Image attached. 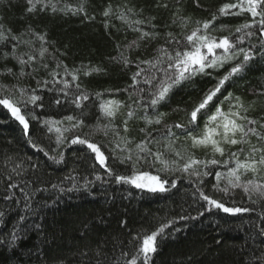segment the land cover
Here are the masks:
<instances>
[{
    "label": "trees",
    "instance_id": "16d2710c",
    "mask_svg": "<svg viewBox=\"0 0 264 264\" xmlns=\"http://www.w3.org/2000/svg\"><path fill=\"white\" fill-rule=\"evenodd\" d=\"M166 2L169 4L168 9L157 8L156 0H84L87 16L95 17L88 19L84 14L40 11L39 6L37 11L29 13L26 10L29 7L27 0H0V24L4 25L5 32L11 29L12 34L30 42L21 43L17 47L18 54L30 52L38 55L41 41L35 34H41L45 35L48 42L45 46L49 49V53H46L49 70L54 69L58 63L67 64L70 69H79L83 66H102L106 69V73L101 75H80L81 88L90 97L82 102L83 109L71 102L72 94L76 91L74 85L68 90V96H64L57 91L63 87L62 84L50 83L47 89L37 93L43 97L38 103L44 105L42 110L36 109L37 115L41 118L63 120L67 115L81 116L83 113L82 118L87 126L66 135L69 139L73 135H87L102 146V151L110 157L109 163H111L109 141L112 140V134L109 132V135L105 136L102 131H97L94 127L97 122L101 125L108 123L102 116L99 108L100 100L95 94L104 92L105 95L101 100L128 101L126 92L108 94L106 90L127 88L132 83L131 73L136 71V68L132 66L122 70L120 65L110 62L109 58L117 55V43L123 47L139 34L129 30L114 17L105 18L102 15L103 10L109 4L113 8L123 10L121 6L127 4L145 17L155 16L156 20L153 22L159 26L157 31L161 34L171 31L183 41V37L197 27L196 21L211 19L212 14L216 13L219 7L234 0H199L201 7H197L193 0H180L181 14L190 18L183 29L178 24H171L172 8L176 5V0H166ZM79 3L81 0H59L57 7H63L65 4L76 7ZM250 19L247 13L220 17L212 25V29L215 30L210 29L211 34L218 38L231 34L235 39L238 35L235 33V28ZM106 21L109 23L107 29ZM167 25L171 26L166 27ZM221 25L223 28L219 27ZM14 43L11 39L0 43V84L11 86L19 83L25 87L36 88L38 80H51L46 70H41L35 79L22 77L17 81L9 75L8 69H12L13 73H18L20 70L15 59L11 56L7 58L3 56L4 52L11 50ZM250 43L256 44L257 41L245 37L242 46H248ZM164 44L163 35L147 43L141 42L140 48L131 52V57L133 60L137 57L151 59L158 47ZM231 66L232 64H225L223 68L213 72L212 76H197L192 81L176 87L156 109L147 108L144 112L138 111L137 117L147 116L154 119L157 112L166 113L161 125H152L148 128L153 136L163 137L165 124L187 123L190 111ZM144 67L147 70L148 66L144 65ZM62 78L61 70V76L57 79ZM138 87L148 89L149 85L141 83ZM261 88H264V59L257 58L249 63L242 75L233 77L225 84L221 93L209 105V110H214L213 105L231 92L234 97H240L246 106L254 101L248 115L259 118L264 115V96L254 95L253 90L259 92ZM8 94L3 93V95ZM14 98H19L18 92L15 93ZM55 98L61 100L60 105L55 103ZM228 107L229 102L224 101L225 111ZM125 111L126 109H121V114L117 115L114 121V124L120 128ZM205 119L206 113L198 115L195 125L198 130L203 129ZM0 121H3L0 123V211L5 212L2 219L6 222L0 224V240L9 239V234L14 230L27 228L26 234L16 244H10L8 247L0 245V264H74L83 244L94 245L99 239L105 240L109 248H112L117 240L123 241L124 246L131 252L134 245L128 243L129 233L135 235L138 232H151L161 223L174 218L176 222L171 228L166 229V233L170 235L159 241V250L150 264H247L251 254L259 246L264 245V238L256 236L251 228L252 224L260 223L258 218L264 213V199L259 198L258 194L252 195V200L257 201L253 203L248 200L242 189L235 190V203L237 206L254 209L251 215L229 216L221 212H213L206 213L195 221H181L178 214L183 215L188 212L195 216L203 203H195V187L189 184L186 175L181 177L179 173L175 175L161 173L162 177L167 175L169 179H178V189L170 190L167 194H151L128 185L108 183L110 178L96 164L93 154L86 146L69 143L59 145L55 142L54 132L46 133L36 121L30 120L31 130L36 133L45 150L51 155L58 156L63 153V163L55 164L30 147L21 126L2 106H0ZM67 126L66 121L61 125V127ZM145 127L143 118L130 120V130L127 135L138 142L144 136L139 130ZM187 127L191 130L194 126L187 124ZM173 131L178 135L181 132L180 129L175 128ZM193 134L198 135V131ZM190 145L191 141L183 138L176 142V146L185 157L191 154L199 159L210 158L211 149L191 148ZM151 147L153 150L156 148L164 150L162 145L153 144ZM216 158L226 159L227 152L225 157L217 155ZM16 165L21 166L23 175L16 176L13 173L14 182L27 181L29 188H32L36 186L32 181H35L38 175L42 181H37L38 186L45 189L42 192L37 191L33 197L31 202L32 208L35 209L33 214L25 213L23 203L14 204L13 201L4 198V181ZM231 166L230 164L229 167ZM118 170L130 174L128 166H119ZM150 170L155 174V169ZM226 170L224 167L212 168L213 172ZM96 174L104 175L105 182L95 181ZM70 175L75 177V180H68L67 177ZM260 176L264 177V171ZM250 177L251 174H248L242 177V180ZM88 181H92V184L87 190L80 187ZM214 182L213 177L205 178V185L208 188ZM53 184L61 185L65 189L76 184L77 190L60 192L52 187ZM208 188L205 189L207 194L220 195L208 191ZM177 192L179 194H176ZM13 194L15 199L22 200V193L13 190ZM122 219L127 220V226L124 228L120 225ZM33 224L41 225L43 231L38 232L32 227ZM86 231L89 232V240L83 241L82 234ZM256 254L259 255V252L256 251Z\"/></svg>",
    "mask_w": 264,
    "mask_h": 264
},
{
    "label": "snow or ice",
    "instance_id": "6c2138e0",
    "mask_svg": "<svg viewBox=\"0 0 264 264\" xmlns=\"http://www.w3.org/2000/svg\"><path fill=\"white\" fill-rule=\"evenodd\" d=\"M58 2L59 0H27L29 7L26 10L33 13L37 11V6H39L40 11L50 10L53 13L63 12L72 15L84 14L88 19L95 18L87 16L84 0H81V3L76 7L68 4L57 7ZM193 2L197 7H201L199 0H193ZM179 5L180 0H176V5L172 8L171 24H178L183 29L187 26L190 18L181 14ZM155 6L157 8H169L166 0L165 2L156 0ZM121 7L123 10L113 8L109 4L103 10L102 15L105 18L114 17L126 25L129 30L139 35L123 47L117 43V55L109 59L110 62L120 65L122 70L134 66L136 71L131 73L132 83L127 88L110 89L106 92L108 94L126 92L128 101L101 100L105 93L97 92L95 94L96 98L100 100L99 108L102 116L108 123L101 125L97 122L94 127L97 131H102L105 136L109 135V132L112 134V140L109 141L112 154L111 163H109L110 157L105 154V151H102V146L87 135H73L70 139L66 135V133L75 132L87 126L82 118L83 113L81 116L67 115L63 120L41 118L37 115L36 109L42 110L44 107L43 103H38L43 100V97L37 93L47 89L50 83L62 84L63 87L57 91L64 96H68V90L74 85L76 91L72 94L71 102L83 109L82 102L87 101L90 97L81 88L80 75L91 76L106 73V69L102 66H83L79 69H70L67 64L63 63H58L54 69L49 70L46 57L49 49L45 46L48 43L45 35L35 34L41 41L38 55L30 52L18 54L17 47L21 43L29 44L30 42L12 34L11 29H8L6 33L4 25L0 24V43L9 39L15 42L11 50L4 52L3 56L5 58L11 56L20 66L18 73H13L12 69H8L7 73L17 81L22 77L35 79L41 70H46L51 77V80H38L36 88L25 87L19 83L11 86L0 84V106L6 109L21 126L23 135L30 147L42 153L55 164L63 163V153L57 156L46 151L40 144L36 133L31 130L30 120L36 121L41 128L45 129L46 133L54 132L55 142L59 145L69 143L86 146L93 154L96 164L110 178L108 183L128 185L151 194H167L170 190L178 189V179H169L167 175L162 177L161 173L173 175L179 173L181 177L186 175L189 184L195 187V203H203L195 216L188 212L183 215L178 214L181 221H195L205 216L206 213L211 214L213 212H221L229 216L253 214L254 209L237 206L235 190L242 189L248 200L253 203H257V201L252 200L253 194H258L259 198L264 199V177L260 176V173L264 171V115L259 118L250 117L248 112L255 102H250L246 106L240 97H234L231 92L224 96L223 100L213 105L214 110H209V105L221 93L230 79L243 74L250 62L257 58L264 59V0H234V2L223 4L216 13L212 14L211 19L196 21L197 27L190 34L185 35L183 41L171 31H165L163 34L157 31L159 26L153 22L156 20L155 16L145 17L136 9L128 7L127 4ZM245 13L251 19L235 28V33L238 34L235 39L232 38L231 34L219 38L211 34L210 29L218 18ZM170 26L167 25L166 27ZM108 27L109 23L106 21L105 28ZM219 27L223 28V25ZM161 35L165 37V44L158 47L156 54L151 59H140L139 57L135 60L132 59L131 52L138 50L141 42H150ZM245 37L254 38L257 43L242 46L245 43ZM234 61L239 62L233 63ZM225 64H232V66L217 79L213 87L204 93L201 100L190 111L189 120L186 124H165L163 137H157L153 136L148 128L152 125H161L166 113L157 112L154 119L147 116L137 117L138 111L144 112L147 108L156 109L176 87L192 81L197 76H212L213 72L223 68ZM144 65L148 66L147 70ZM61 70L63 78L57 79L61 76ZM141 83L149 85V88L138 87ZM4 92L9 94L3 95ZM17 92L19 93L18 99L14 98ZM253 93L257 96H264V88H261L259 92L254 89ZM224 101L229 102L227 111L223 108ZM55 103L60 105L61 100L55 98ZM121 109H126L123 113L122 128L114 124L117 115L121 114ZM201 113H206V119L203 129L198 130L195 125L198 115ZM137 118H143L146 124L145 128L139 130L144 136L138 142L127 135L130 130L129 121ZM65 121L68 122V126L61 127ZM187 124L194 127L189 130ZM174 128L181 130L179 135L173 131ZM197 131L198 135H194L193 132ZM181 138L190 140L191 148L211 149L210 158L199 159L191 154L185 157L176 146V142ZM153 144L162 145L164 150L161 151L160 148L153 150L151 147ZM226 152V159L216 158L217 155L225 157ZM230 164L231 167H229ZM119 166H128L130 174L119 171ZM35 167L38 169V165ZM214 167H224L227 170L225 172H213L212 168ZM20 169L21 166L16 165L7 174L4 181V198L13 201L14 204L23 203L25 213L33 214L35 212L31 206L33 197L37 191L42 192L45 189L38 186L37 181H40L38 175L36 180L32 181V184L36 185L32 188H29L27 181L14 182L13 173L16 176L23 175ZM150 169H155V174ZM248 174H251V177L242 180V177L248 176ZM207 177H213L215 181L210 188L205 185V178ZM67 179L75 180V177L70 175ZM95 181L105 182V176L96 174ZM91 184L92 181H88L80 187L87 190ZM52 187L60 192L77 190L76 184L67 189L57 184H53ZM206 188L208 191L220 195H209L205 190ZM13 190L22 193V200L14 198ZM4 216L5 212L0 211V224L6 223L2 219ZM19 219H23V217H19ZM258 219L260 223L252 224L251 228L255 231L256 236L264 238V213ZM175 222V218L167 220L151 232H138L135 235L129 233L128 243L134 245L131 252L124 246V242L119 240L113 244L112 248L107 247V242L103 239L97 240L94 245L84 243L77 253L74 264H150L159 250V241H162L166 235H170V233H166V229L171 228ZM101 223H103L102 220ZM120 225L122 228L126 227L127 220H120ZM32 227L38 232L43 231L39 224H33ZM26 231V227L20 228L19 231H12L9 234V239L0 240V245L8 247L10 244H16L18 240L23 238ZM249 235L251 238V233ZM82 240H89L88 231L82 234ZM256 251L259 252V255L256 254ZM256 251L251 254L247 264H264V245L259 246Z\"/></svg>",
    "mask_w": 264,
    "mask_h": 264
}]
</instances>
